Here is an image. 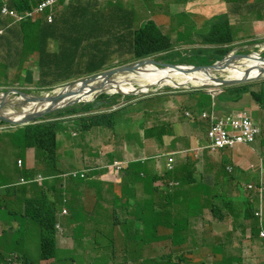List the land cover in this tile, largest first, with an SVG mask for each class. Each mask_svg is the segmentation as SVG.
<instances>
[{"label":"crops","instance_id":"1","mask_svg":"<svg viewBox=\"0 0 264 264\" xmlns=\"http://www.w3.org/2000/svg\"><path fill=\"white\" fill-rule=\"evenodd\" d=\"M75 7V13L81 11L76 4L77 0H71ZM92 1L93 10L102 5H107L110 0H81ZM115 1V0H114ZM123 1V0H122ZM125 1V0H124ZM133 3L138 16L135 1ZM200 4L192 11H198L201 15L200 23L221 13H227L231 17L237 38L249 39L264 38V0H196ZM189 3V2H188ZM76 4V6H75ZM181 5V4H180ZM190 4L182 8L187 9ZM147 19L154 17L167 31L174 26L175 17L159 8L154 14L151 10ZM136 18L133 28L140 27L144 22ZM128 22V21H127ZM156 22V21H155ZM196 22V21H195ZM254 30L252 35L246 36L245 30ZM165 33V32H164ZM112 40H116L112 37ZM63 43L59 40L48 46L49 60L46 65L50 67L51 75H60V61L57 54L61 51ZM103 59H100V62ZM179 81L190 82L189 75L179 77ZM255 85L252 89H260ZM249 96L248 93L244 95ZM244 97V98H245ZM194 102H192L193 104ZM191 104V105H192ZM190 105V106H191ZM249 106L253 115L263 129L264 137V107L256 100H250L244 104ZM237 109V108H233ZM223 105L220 112L225 113ZM195 114V118L186 120L177 119L174 115L159 114L156 118H148L146 126L141 125L127 134V140L113 141V144H103L102 132L94 126L90 130L78 131L74 128L75 120L66 117L58 131L57 155L52 164L38 165L35 152L28 149V165L25 162V172L22 174V166H17L18 173L4 171L3 177L10 180L9 184H15L9 192H2L3 197H10L8 203L0 210V260L11 254H17L20 259L18 264H28L27 255L32 262H38L39 256H30L37 253L41 243L38 234V226L29 224L25 209V202L34 197L37 189H28V184H20L21 178H26L27 170L38 171L45 177L39 185L46 192L51 215L55 212L56 223L61 231L56 233L55 259L40 260L39 264H264V192L262 219L257 212L261 206V193L259 190L250 189V183L261 181L260 171L251 169L247 172H234L237 179L233 178V191L228 195L225 192V183L228 180H212L202 183L201 180L190 181L185 184L184 194L178 197H169L166 193L171 190L164 181L167 172V156H161L169 152L179 151L175 155L176 175L182 178L186 168L196 170L198 176H202L203 168L209 165L212 168L217 160L218 153L204 152L201 154L197 148L204 139L206 122ZM140 118L132 117V121H140ZM158 121L165 122L162 138L159 132L146 133V130L155 127ZM184 121L186 124L175 132L176 123ZM153 126V127H152ZM68 128L67 131H64ZM191 129V133H185L190 145H182L180 134ZM141 133V136L137 133ZM71 133V136H68ZM85 133V134H83ZM91 140H88V137ZM260 136V137H261ZM99 145V150L91 151ZM235 154L236 164H243L242 159H250L257 152L260 158H264V150L259 151L250 145L237 147ZM192 153H194L192 157ZM221 153H225L221 151ZM224 159V156L221 157ZM125 161L127 166L133 162H143L146 170L154 181H135L126 179L125 170L117 173L110 172L106 166L114 161ZM80 164L81 168L75 167ZM254 164L255 163L254 161ZM91 169L87 178H66L65 174L73 171ZM219 172H217L218 174ZM195 178V177H194ZM198 181V182H197ZM7 184V185H9ZM165 187V188H164ZM179 187V185L177 186ZM164 188V189H162ZM236 188V191H235ZM212 190L214 194L212 195ZM251 193V194H250ZM221 202L217 204L219 195ZM259 194V195H258ZM233 196L240 202H245L242 207L237 206ZM251 196V197H249ZM246 198L255 203L254 209L246 205ZM231 201V203H230ZM55 203V206H54ZM196 203V205H194ZM153 206V207H152ZM227 207L224 209V207ZM38 204H31V210L36 211ZM30 209V208H29ZM19 213L15 214L14 211ZM69 211L64 214L63 211ZM143 210L147 211L143 213ZM223 211V213H222ZM232 219L230 224L224 223L227 218ZM19 221L25 222V229L20 227ZM155 222L159 226L155 227ZM6 225L10 233L6 231ZM38 235V236H37ZM234 243L233 248L230 243ZM62 252V254H61ZM71 254L68 256L67 254Z\"/></svg>","mask_w":264,"mask_h":264},{"label":"trees","instance_id":"2","mask_svg":"<svg viewBox=\"0 0 264 264\" xmlns=\"http://www.w3.org/2000/svg\"><path fill=\"white\" fill-rule=\"evenodd\" d=\"M42 0H8V5L12 9H16L19 12L30 10L36 6ZM176 2L182 0H175ZM186 1V0H185ZM94 3L92 1L77 0L76 4L81 11L74 12L75 7L71 8L73 2L70 0L64 4L62 10L58 9L55 13V19L53 23L49 24L46 20H41L36 23L31 21H24L17 24H12L5 20L1 16L0 12V28L5 29V33L0 35V87L13 86L15 82L10 81V71L17 70L16 82L20 85L29 83L35 85L38 89L51 90L54 86L60 84H68L74 80L82 79L84 76H91L100 72L102 68H87L84 63H76L78 56L77 52H72L65 47H61V52L58 57L61 61V68L59 76L51 75L50 67L46 65L47 58L49 60L47 47L52 43H57L59 40L65 42H73L74 44H80L85 39L91 40L94 38H100L105 35H113L122 48H120V63L127 62L126 60H139L146 58L154 54H161L162 59L172 63H195V64H212L216 60L224 58V56L233 48L232 43L235 41L232 27L229 23V16L220 15V17H212L209 20L202 22L207 26L205 34V41L213 44V47H197L192 51H186V49L176 48L180 44L196 43L193 39L200 36V31L197 29V23L193 22L191 29L179 30L177 34V41H174L172 36L164 33L156 22L149 18L144 23L133 28V22L136 21L137 11L135 7H130V2L122 0H111L110 8L104 17L105 5L97 7L93 10ZM3 2L0 0V10ZM75 4V6H76ZM161 9L165 10L168 15L170 12L166 5H170L169 1H165L161 4ZM179 15V14H178ZM176 15V16H178ZM128 21V22H127ZM184 40L181 43L179 41ZM100 43L92 44L89 48H96ZM34 55V58L30 62V57ZM86 57L94 59V54H84ZM75 62V63H74ZM40 73L39 80L34 79V69ZM75 68V69H74ZM79 71V72H78ZM251 84H242L229 89H236L239 97L246 93L251 94L254 100H256L262 107H264V81L259 90L251 89ZM120 95L108 96L101 95L98 99L103 101L111 100L114 97L117 98ZM90 105H96V102L88 103ZM87 104H79L77 106L58 111L49 115L50 117H62L67 115H77L82 113H90L93 107H84ZM115 105V104H114ZM198 106H202V102L198 103ZM223 105L217 107L218 110ZM79 110V111H78ZM233 108H227L225 112L232 111ZM112 113L87 115L79 118L75 122L74 128L80 132L90 130L94 126H101L106 124V118ZM165 122H161L153 128L146 130L148 134H154L160 131L159 138H162L165 134L164 125ZM61 120H49L43 121L37 125H29L25 127H19L17 133H20L22 139L17 142V146L20 149H35V158L38 164H52L54 162L57 149L58 140L57 133L62 127ZM168 124V123H165ZM79 127V128H77ZM65 128L64 131H67ZM20 158V157H19ZM18 158V159H19ZM18 159L16 165L18 166ZM22 171V174H24ZM177 171L167 173L164 180H176L179 182V187H176L173 191H168L166 194L169 197H178L184 194V186L186 183L193 181L194 170L186 168L184 170V181L176 175ZM38 171L27 170L26 178L31 180L35 178ZM126 179H132L135 181H154L150 173L146 170V165L143 162L130 163L125 171ZM237 179V175L233 173L230 177ZM263 183V182H262ZM256 186L260 187L261 182L256 183ZM12 186L6 185L2 192H9L12 190ZM37 189L38 192L34 197H38V200L29 199L25 202V209H22L29 214V224H38L42 229L41 250L42 258H55V237H56V218L55 212L51 215V209L47 205L48 198L44 189H42L38 183L32 182L28 186V189ZM251 194V193H250ZM259 195V194H258ZM250 197V196H249ZM10 197H3L0 195V205L7 204ZM38 204V208H35L34 212L31 210V204ZM231 203V201H230ZM196 205V203L194 204ZM246 205L249 208L254 209L255 203L246 198ZM55 206V203H54ZM153 207V206H152ZM30 208V209H29ZM15 214L19 213L14 211ZM20 227L25 229V222L19 221ZM159 226L158 222H155V227ZM26 261L29 257L25 256ZM165 264H169L166 262Z\"/></svg>","mask_w":264,"mask_h":264},{"label":"rangeland","instance_id":"3","mask_svg":"<svg viewBox=\"0 0 264 264\" xmlns=\"http://www.w3.org/2000/svg\"><path fill=\"white\" fill-rule=\"evenodd\" d=\"M165 1H169L170 5H166V8H168L169 6L168 8L169 12L175 15V17L173 18L174 26H172L170 31H167V29L163 28L157 22L155 17H154V21H156V24L161 28L162 31H164L166 34L171 35L174 41H177V34L179 30L191 29V25L195 21L197 22V26H198L197 29L200 32L204 33V31L200 28V25H201L200 24V18H201L200 12L191 10V9H194L196 6L200 7V4L197 3L196 1H186L185 2V0H182V1L176 2L175 0H144L142 3L135 1L134 4L137 6V10H138L137 17L139 18V20H143L142 22H144L145 20H147V17H149L151 14L149 11V13H147L146 15L147 10H151L152 14H154L157 9L161 8L162 6L161 4H163ZM182 3H184L183 5L185 6L190 4V7L187 9H184L182 8V5H180ZM130 4L133 5V3H130ZM244 30H245L246 36L252 35L254 33V30H251L250 33H247L249 32L248 28L247 29H237L236 31H242L243 33ZM193 40L194 41L197 40L198 43L189 44V45L180 44L179 47H176V48H182V49H186V51H192L194 48L202 46L200 38L198 39L194 38ZM183 41L184 40H181L178 43H181ZM235 44L238 45L239 42ZM206 47H211V46L208 45ZM234 48L237 49L238 52L256 51V48H254L253 46H246V47L236 46ZM263 54H264V51L262 55ZM101 55H102V52L99 49H96L94 52L95 59L93 61H90L87 68H95L97 61H100ZM151 57L158 59L162 62L166 61L162 59V55H159V57H157L156 55H151ZM116 59H117V55H114L113 61L109 65L120 63L119 61L121 60H116ZM213 71L219 77L226 76L220 71H217V70H213ZM85 77L87 76H84L82 78L85 79ZM10 80L12 82H16L15 73L10 72ZM75 81L77 80H74L73 82ZM262 81H264V76L260 78H256V79L247 80L245 83L255 86V85L262 83ZM68 84L59 85L53 90H59ZM136 85H138V83H136ZM11 87L23 89L25 92L31 93V94L46 92L42 90L40 91L37 90L35 86L20 87L18 84H15ZM167 87L170 89H168ZM219 88H224V91L220 92L219 94L213 95L212 93L208 92V90L211 89L210 87L205 88L206 90L188 91L189 89L186 87L173 88L169 85H165L159 88L153 87L150 91H148L144 95L143 94H135V96L120 95L115 99L114 98L111 99L110 105L104 104L105 102L103 100H100L101 102H103L104 104L103 106H97V105L92 106L90 104H87L84 107L86 108H89L88 106L93 107L92 112L97 111L98 114H105L103 112L111 113L112 111L123 107L121 109L116 110L112 115H109V118H106L105 120L106 124L101 125V127H99L100 131L102 132L101 141L103 142V144H113V141L115 139L117 141L127 140V134L132 132L134 128L136 127L139 128L141 127V125L145 127L146 121L148 120V118L154 119L159 114H163L166 116L174 115L177 119L186 120L187 115L185 114V111L186 112L189 111L195 115L199 112V110H203V109L210 110L213 107V104L216 105V108L220 105H225L226 109L227 108L228 109L229 108L242 109L244 107V104L248 103L250 100L253 99V97L250 95L247 97H245L244 95H242V97H239V94L236 92V89L234 88L227 90L228 87L216 86L214 89H219ZM1 91L3 90L0 89V92ZM105 95H108V94H105ZM109 96H112V95H109ZM192 102H195V104H192ZM200 102H202V106H196V103L200 104ZM115 103H117L115 106H111V104H115ZM245 108H248V111L250 112L252 111V109L249 108V106ZM11 109L12 108L7 107L5 111H10ZM136 116L137 118H140L142 120L136 121V122L132 121V117L136 118ZM159 123L160 121H158L155 124H159ZM176 124L178 126H175V132H178L186 124V122L179 121ZM0 126H2L0 127V130H4L0 132V184H9L10 180H7L3 177V172L6 171V173L7 172L18 173L17 172L18 168L16 165L17 159L20 157V158H23V160H26V166L28 165V161L30 159H29L28 154H26L28 149H25V148L20 149L17 146V142H19L22 139L21 134L16 132L17 129H15L14 127L10 128V126L6 124H0ZM5 129H8V130H5ZM187 132L191 133V129L189 128L186 132L180 134V137H181L180 142L182 145H186V146L190 145L189 140L186 139L187 136H185V133ZM137 133L139 134V136H141V133L139 132V130H137ZM68 136H71V133H69ZM204 137L206 138V130H205ZM87 139L91 140V137L89 136ZM237 147L224 149L223 151L225 153H221L220 151V153H218V157L220 158V160H217L215 162V164L217 165H214L212 168H209L210 167L209 165L205 166L203 168L202 176H198L197 171L194 170L195 179L198 181L201 180L202 183H206V184L207 182H211L212 180H218V179L228 180L229 179L228 183H225V192L223 194V195H228L234 189L233 180L230 178L234 172H238V173L242 171L247 172L256 165L254 164V161L257 164L264 161V158H260V155L257 152L250 159H247V158L242 159L243 164H239V165L236 164L235 154H233V152L236 149H238ZM250 147H255L259 151L264 150V137L262 136L259 137V139L256 142L250 144ZM99 148H100L99 145H97V147L95 149H91V151L95 152L99 150ZM32 150L35 152V149H32ZM193 155L194 153H192V157ZM222 156H224L223 160L221 159ZM23 163H24L23 164L24 166L23 169H24L25 162ZM75 168L79 170L81 168L80 164H78ZM89 170L91 169H88L87 173L88 172L90 173ZM217 172L219 173L217 174ZM183 177L184 175L182 176V179L184 181ZM235 191H236V188H235ZM213 194L214 192L212 190V195ZM223 195L222 194L219 195V200L217 202L218 205L221 202V197ZM233 198L237 206L242 207L245 204V202L243 203L240 202L234 196ZM226 208L227 207L225 206L224 209ZM231 222H232V219H230L229 217L224 220V223L226 224H230ZM37 226H38L37 232L40 236H42V229L38 224ZM6 228H7L6 229L7 233H10V229L7 227V225H6ZM34 245L35 246L39 245V248L37 249V253L36 251L32 252L30 256L34 257L37 255L40 258H42V252L40 250L41 243L39 244V242L37 241L35 242ZM233 245H234L233 242L230 243V246L232 248H233ZM54 248L56 252V244ZM67 255L71 256V254L69 253ZM53 259H57V258H53ZM67 264H71V263H67Z\"/></svg>","mask_w":264,"mask_h":264},{"label":"clouds","instance_id":"4","mask_svg":"<svg viewBox=\"0 0 264 264\" xmlns=\"http://www.w3.org/2000/svg\"><path fill=\"white\" fill-rule=\"evenodd\" d=\"M48 0H42L41 2H39L36 6H34L32 9H30V10H25V11H22V12H19V11H17L16 9H12V8H10L9 7V5H8V0H2V2H3V6L1 7V10H0V12H1V16L5 19V20H7V21H9L10 23H11V25L12 24H17V25H19L20 23H22V22H24V21H31V22H33V23H36V22H38V21H41V20H46L49 24H51V23H53V20L55 19V13H56V11L58 10V9H61L62 10V8H63V6H64V4H66V3H68L70 0H55V2L52 4V5H48V6H46L45 8H43V10L42 11H40V7L44 4V3H46ZM186 1H196V0H186ZM185 1V2H186ZM227 0H222V2H226ZM110 4H111V0L108 2V4L106 5V7H105V11H104V17H105V15L107 14V12H108V10H109V8H110ZM184 3H182L181 5H183ZM130 7H133V5H129V8ZM4 9L6 10V12H4ZM220 15H225V16H229V14H227V13H221V14H219V15H216V16H214V17H220ZM49 17H51L52 18V21L50 22L49 21ZM200 20H201V18H200ZM197 23V22H196ZM229 23H230V25H231V27H232V30H233V35H234V38H235V41L232 43V46H233V48L234 47H236V46H243V47H246V46H253L254 48H256V51H247V52H238V50L237 49H231L225 56H224V58H222V59H219V60H216L214 63H212V64H215V63H217L218 61H222V60H224L225 59V57L227 56V55H230V54H233V53H238V54H243V53H251V52H258V54L260 55V56H262V57H264L263 55H262V53H263V51H264V38H258V39H249V38H246V37H241V38H237V36H236V34H235V32H234V27H233V25H232V23H231V17L229 16ZM201 25H200V28L204 31V33H202V32H200V36L199 37H195L196 39H198V38H200V40H201V44H202V46H200V47H206V46H208V45H210L211 47H213L214 45L213 44H210V43H207L206 41H205V34H206V31H207V26H205V25H203L202 23H200ZM197 28H198V26H197ZM5 33V29L4 28H0V35H3ZM112 37H114L113 35H111V36H107V35H105V36H103V37H100V38H94V39H91V40H88V39H85L84 40V42H82V43H80V44H74L73 42H71V41H69V42H65V41H62V40H60L62 43H63V47H65V48H67L68 50H71L73 53L74 52H77L78 53V56H77V59H76V63L78 64L79 62H82V63H84L85 64V66L87 67L88 66V64L90 63V61H93L94 59H95V56H94V59L93 58H90V57H86L84 54H87V53H92V54H94V52H95V50L96 49H99L101 52H102V55H101V58L100 59H103V61H97V63H96V65H95V68H102L101 70H100V72H98V73H95V74H93V75H91V76H87V77H85V79L86 78H89V77H93V76H96V75H99V74H103V73H105V72H108L110 69H113V68H116V67H120V66H123V65H126V64H129V63H133V62H136V61H138V60H135V61H133V60H126L127 62H124V63H117V64H113V65H109L112 61H113V57H114V55H117V59L116 60H121V56H120V48H122L120 45V43H119V41L116 39V40H112ZM245 39H247V40H245ZM237 42H239V44L238 45H236L235 43H237ZM97 43H100L99 44V46L98 47H96V48H89V46L90 45H92V44H97ZM196 43H198V41L196 40ZM120 44V45H119ZM190 44H195V43H190ZM184 45H189V44H187V43H185ZM47 50H48V47H47ZM61 52V51H60ZM59 52V53H60ZM58 53V54H59ZM58 54H57V56H58ZM48 55H49V53H48ZM154 55H156L157 57H159V55H161V54H154ZM34 58H36V56H34V55H32L31 57H30V62L34 59ZM146 58H152L151 56H148V57H146ZM143 59H145V58H143ZM153 59H155V58H153ZM139 60H141V59H139ZM155 60H158V59H155ZM59 61H60V59H59ZM233 61H238V60H232V62ZM164 62H167V61H164ZM231 62V63H232ZM75 63V62H74ZM170 63H172V62H170ZM224 63V62H223ZM178 64H194V65H211V64H195V63H178ZM222 63H219V65H221ZM155 65H157V64H155ZM218 65V66H219ZM107 66V67H106ZM157 66H159V65H157ZM159 67H163V66H159ZM75 69V68H74ZM106 69V70H105ZM63 70V68H61V61H60V71H62ZM103 70H105V71H103ZM51 71V70H50ZM103 71V72H102ZM217 71H219V70H217ZM10 72H12V73H15L16 75H17V70H11ZM79 72V71H78ZM214 72V71H213ZM125 73H130V72H125ZM118 74H120V73H118ZM216 74V73H215ZM217 75V74H216ZM39 77H40V73H39V71L37 70V68H35L34 69V79H35V81H37V80H39ZM219 77V76H218ZM224 77H226V76H224ZM9 78H10V76H9ZM217 78V77H216ZM219 78H221V77H219ZM229 78V77H228ZM260 78V77H259ZM256 79V78H255ZM82 80H84L83 78L82 79H79V80H77V81H75V82H71L70 84H74V83H77V82H80V81H82ZM250 80V79H249ZM11 81V80H10ZM17 81V80H16ZM247 81V80H246ZM245 81V82H246ZM12 82V81H11ZM245 82H242V83H239V84H235V85H224V84H219L218 86H222V87H232V86H236V85H242V84H247V83H245ZM15 84H18L20 87H27V86H35V85H32V84H29V83H24V85L22 86V85H20L18 82H15L14 84H12V85H15ZM70 84H68V85H70ZM260 84H263V81H262V83H260ZM260 84H258V85H260ZM60 85H64V84H60ZM68 85H66V86H68ZM139 85V84H138ZM137 85V86H138ZM57 86H59V85H56V86H54L51 90H44V89H38L36 86V89L37 90H42V91H46V92H40V93H37V94H31V93H27V92H25L23 89H20V88H12L11 86L10 87H0V89H2L3 91H1L0 92V96H1V94L2 93H4V92H6L7 90H10V89H16V90H19V91H22V92H24V93H26V94H28V95H37V96H42V94H46V93H49V92H52V91H56V92H62V90L66 87H63V88H61V89H59V90H53V89H55ZM165 86V85H164ZM170 86V85H169ZM155 87H158V86H155ZM163 87V86H162ZM172 87V86H171ZM181 87H186V88H188L189 90L188 91H196V90H206L205 88H209L208 86H193V85H190V86H180V87H173V88H181ZM252 87H253V85H252ZM252 87H251V89H252ZM168 88V87H167ZM211 89H209L208 90V92H210V93H212L213 95H216V94H219L220 92H223L224 91V88H219V89H214L215 87H210ZM168 89H170V88H168ZM255 90V89H254ZM259 90V89H258ZM249 94V93H248ZM103 95H105V94H103ZM110 95H112V96H115V95H118V94H110ZM144 95V94H143ZM250 96H251V94H249ZM109 96V95H108ZM130 96H132V95H130ZM133 96H135V95H133ZM100 97V96H99ZM98 97V98H99ZM97 98V99H98ZM111 98H114V97H111ZM12 99L13 100H24V98H22L21 96H19V95H13L12 96ZM254 100V99H253ZM97 101H99V100H96L95 102H96V104H97ZM15 102H17V101H15ZM101 102V101H100ZM105 103L104 104H108V102H110L111 103V100H106V101H104ZM195 102H197V101H195ZM195 102L193 103V104H195ZM103 103V102H102ZM258 103V102H257ZM0 104H1V101H0ZM81 104H84V103H81ZM104 104H102L101 106H103ZM117 103H115V105H116ZM259 104V103H258ZM5 105H7V103L5 104ZM28 105V104H27ZM108 105H110V104H108ZM114 104H111V106H115ZM7 106H9V105H7ZM77 106V105H76ZM196 106H198V104L196 103ZM10 107V106H9ZM121 108H123V107H121ZM121 108H118V109H121ZM66 109H68V108H66ZM118 109H116V110H118ZM63 110H65V109H63ZM116 110H114V111H112V112H115ZM212 110H215L218 114H220V115H225V114H229V113H232V112H235V111H240V110H247L248 111V108H245V107H243L242 109H234V110H232V111H230V112H225V113H222V112H220L217 108H216V105L215 104H213V107L210 109V110H205V109H203V110H199V114H198V117L200 118V119H202L201 118V115H202V113L203 112H211ZM61 111V110H60ZM201 111V112H200ZM58 112V111H57ZM111 112V113H112ZM250 112V111H249ZM96 113H98L97 111L96 112H90V113H82V114H77V115H67V116H62L61 118L62 119H64L65 120V118L66 117H69V118H72L73 120H75V121H79V120H76L75 118H79V117H82V116H87V115H95ZM103 113H106V112H103ZM187 113H190V115H188ZM251 113V115H252V117L254 116L253 115V112L251 111L250 112ZM185 114L187 115V118H195L196 116L193 114V113H191V112H189V111H185ZM253 119L255 120V122L260 126V124L257 122V119L255 118V116L253 117ZM202 120H204V119H202ZM205 121V120H204ZM206 122V134H207V130H208V126H209V124H208V122L207 121H205ZM0 124H6V123H4V122H0ZM7 125V124H6ZM0 127H2V126H0ZM11 128V127H10ZM260 128H261V133L258 135V137H257V139L254 141V142H256L258 139H259V137L263 134V129H262V127L260 126ZM5 130H8V129H5ZM1 131H4V130H0V132ZM207 140H206V138L204 137V139L202 140V142L201 143H205ZM254 142H252V143H254ZM252 143H249V144H243V145H250V144H252ZM227 149V148H226ZM224 149H222V150H220V151H223ZM220 151H210V150H208V149H206L204 152H210V153H217V152H220ZM178 153H180L179 151H176V152H169V153H167V154H163V155H161V156H167L168 157V162H167V165H166V168H167V172H166V174L167 173H171V172H174V170H175V158H174V156L175 155H178ZM170 159H172L173 160V162H170ZM19 161H21V160H18V166H22V164H23V162H22V164L20 165L19 164ZM37 162V161H36ZM115 162H121V163H123L124 164V168L122 169V170H116V169H111V166L115 163ZM38 164V163H37ZM38 165H40V164H38ZM170 166H171V168H170ZM128 166H127V162H125V161H114V162H112L110 165H108V166H106V169L108 170V171H110V172H114V173H117V172H119V171H123V170H125L126 168H127ZM252 169H257V170H259L260 171V174H261V181L262 182H264V161L263 162H260L259 164H256ZM87 171L88 170H83V171H73V172H71V173H74V172H77V173H79V174H81V173H84V175H85V177L87 178ZM89 171H91V170H89ZM236 173V172H235ZM165 174V175H166ZM38 177H41L42 178V180L41 181H38L37 179H38ZM85 177H81L80 175L78 176V177H73V176H71L70 174H68V178H81V179H85ZM44 179H45V177L44 176H42V175H40V174H36L35 175V178H33V179H31V180H28V179H25V178H21L20 179V184H28V183H30V182H36V183H38L39 185H43V181H44ZM165 181V180H164ZM170 181H172V180H169V181H165L166 182V184H167V186H168V182H170ZM176 181V180H175ZM7 184H0V194L2 193V191L4 190V188H5V186H6ZM179 185V182H171L170 184H169V187L171 188V189H174L175 187H177ZM8 186H12V187H14L15 186V184H9ZM11 187V188H12ZM165 188V187H164ZM164 188H162V189H164ZM249 188L250 189H255V190H259L260 191V193H261V206H260V210L257 212V215H259L260 217H261V219H262V215H263V192H264V187L263 186H260V187H258V186H256V182H254V183H250V185H249ZM170 192H171V190H169ZM0 202H1V199H0ZM66 211V213L68 212L67 210H65ZM145 212H147V211H145V210H143V213H145ZM64 213V212H63ZM66 213H64V214H66ZM56 230H58V231H61V228H56ZM261 234L264 236V230L261 232ZM41 238H42V236H41ZM55 239H56V237H55ZM42 240V239H41ZM0 257H2L1 255H0ZM10 258L8 259V256H5V257H3L1 260H0V264H6V263H10V262H12L13 260H15V259H19V256L17 255V254H11L10 256H9ZM40 260H46V259H43V258H39V261ZM28 264H39V261L38 262H32L31 261V259L29 258L28 260Z\"/></svg>","mask_w":264,"mask_h":264},{"label":"water","instance_id":"5","mask_svg":"<svg viewBox=\"0 0 264 264\" xmlns=\"http://www.w3.org/2000/svg\"><path fill=\"white\" fill-rule=\"evenodd\" d=\"M254 56L264 61V57L260 56L258 52L243 53V54L233 53L227 55L224 60L218 61L217 63L211 65L178 64V63L162 62L160 60H155L153 58H145L133 63H129L120 67L110 69L108 72L86 78L80 82L70 84L66 86L62 92L52 91L46 94H42V96H37V95H28L16 89H10L2 93L0 96V101H1L0 122H4L6 124L10 123L13 125H21V126L28 125L30 123H36L38 118H43L48 114L66 108H71L81 103L84 104L93 103L97 100V98L100 95L108 94L99 91L100 88L104 85V83L115 81V77L118 73L135 72L136 70H139L145 63H153L159 66H163L161 68L171 66L174 68H178L181 71H188V72H194L203 69H211L213 71V70H218L221 65L230 64L232 60H240L242 58L252 59L254 58ZM219 63L222 64L218 66ZM251 70L252 69L250 68L245 69L246 76L244 78H228V76H226L221 78L217 77L216 79L221 81V84L224 85H235L245 82L246 80L249 79H255L264 76V67H261V69L256 75H250ZM100 80L102 81L101 83H99ZM83 93L84 96H82ZM146 93L147 92L142 89V86L138 85L134 87L133 91H126V92L118 91L115 94L122 96H129V95L146 94ZM13 95H19L22 98H24V100H18V99L13 100L12 99ZM46 102H48L46 106L43 107L40 106V108H36L31 112L20 111L23 110L28 103H41L43 105ZM6 103L10 107L14 108L15 113L13 115L2 112V107H4ZM102 104H103L102 102L97 101L96 105L101 106ZM108 104H110V102H108ZM15 115H22V118L15 119L14 118Z\"/></svg>","mask_w":264,"mask_h":264},{"label":"bare ground","instance_id":"6","mask_svg":"<svg viewBox=\"0 0 264 264\" xmlns=\"http://www.w3.org/2000/svg\"><path fill=\"white\" fill-rule=\"evenodd\" d=\"M261 67H264V61L254 56V58L252 59L242 58L238 61H233L230 64L221 65L218 70L221 73L228 76L229 78H244L246 76L245 75L246 68L252 69L251 72L255 71L257 74L259 70L261 69ZM184 75H189L191 76L192 79H196V80H191L190 82L179 81L178 80L179 77L184 76ZM216 77L218 76L211 69H203V70H198L194 72H188V71H181L180 69L174 68L171 66L161 68L153 63H145L139 70H136L135 72L117 74L115 77V81L104 83V85L100 88L99 91H102L108 94H115L118 91H122V92L133 91L134 87L137 86L136 83L141 85L142 89L145 90L146 92L150 91L155 86L162 87L164 85H170L172 87L193 85V86H208V87L213 88L221 84V81L216 79ZM101 82L102 81L100 80L99 83ZM82 96H84V93L82 94ZM47 104L48 102L44 103L43 105L41 103H28V105H26L24 109L20 111L21 112H31L34 109L40 108V106L41 107L46 106ZM7 107L12 108V107L5 105L4 107H2V112L13 115L15 113L14 108H12L10 111H5ZM52 114L53 113L48 114L43 118H38L36 123H30L28 125L21 126V125H13L10 123H7V125H9L11 128L14 127L15 129H18L19 127L37 125L39 123H42L43 121L45 122L49 120L59 119L62 121V123L64 122V119H62L61 117H50L49 115H52ZM14 118L21 119L22 115H15ZM70 173L71 172L65 174L64 177L68 178V174ZM5 205L6 204L4 203L1 204L0 210ZM56 228H60V226L57 223H56ZM55 244H56V239H55ZM49 259H53V258H48L46 260H49ZM20 262H21L20 259H15L12 262L6 263V264H18Z\"/></svg>","mask_w":264,"mask_h":264},{"label":"built area","instance_id":"7","mask_svg":"<svg viewBox=\"0 0 264 264\" xmlns=\"http://www.w3.org/2000/svg\"><path fill=\"white\" fill-rule=\"evenodd\" d=\"M55 0H48L40 7V11L48 5H52ZM4 12L6 10L4 9ZM49 21L52 18L49 17ZM190 115V113H187ZM201 118L208 122V130L206 134V142L201 143L197 150L203 154L206 149L210 151H220L226 148H234L243 144H249L254 142L258 135L261 133L260 126L255 122L251 113L247 110L235 111L229 114L220 115L215 110L211 112H203ZM170 162H173L170 159ZM22 164V161H19ZM124 164L121 162H115L111 169L122 170ZM171 168V166H170ZM73 177L79 175L83 178L84 173H70ZM38 181L42 178L38 177ZM66 213V211H64Z\"/></svg>","mask_w":264,"mask_h":264},{"label":"flooded vegetation","instance_id":"8","mask_svg":"<svg viewBox=\"0 0 264 264\" xmlns=\"http://www.w3.org/2000/svg\"><path fill=\"white\" fill-rule=\"evenodd\" d=\"M250 75H256V72L255 71L250 72Z\"/></svg>","mask_w":264,"mask_h":264}]
</instances>
